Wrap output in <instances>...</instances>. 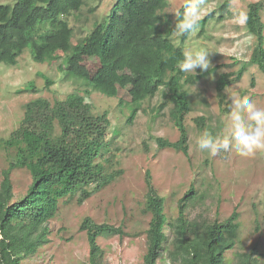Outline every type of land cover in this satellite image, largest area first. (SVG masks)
<instances>
[{
	"label": "trees",
	"instance_id": "obj_1",
	"mask_svg": "<svg viewBox=\"0 0 264 264\" xmlns=\"http://www.w3.org/2000/svg\"><path fill=\"white\" fill-rule=\"evenodd\" d=\"M86 4L87 0L0 3V63L16 65L29 47L37 62L61 59L65 78L83 81L106 96L120 97V106L128 104L126 94L134 104L126 124L135 122L144 101L166 88L180 136L176 141L158 137V145L189 155L186 117L194 109L185 86L207 73L188 75L178 67L186 50L176 44L173 35L185 4L174 19L168 12V0H117L90 33L73 44L75 26L70 18L81 21ZM247 8L246 26L256 38L251 60L264 72V1L251 2ZM189 34L183 33L182 41ZM243 70L235 77L224 73L217 81V97L224 110L230 111L226 88L239 80ZM47 83L52 81L47 79ZM88 94L73 92L64 99L39 97L28 102L19 126L8 138L0 139L9 161L0 183V264H27L50 241L49 222L62 203L77 196L82 204L122 174V169L110 170L107 165L115 162L106 155L115 154L111 146L119 137L113 130L112 115L109 111L97 113ZM205 120L203 115L195 118L201 131L206 130ZM17 168L29 170L31 183L15 199L11 174ZM145 180V212L151 218L141 264H158L161 258L172 264H264V251L258 245L249 251L244 248L240 211L235 209L224 219L192 214L191 208L207 199L192 184L179 200L178 215L169 220L165 198L155 187L150 170ZM80 229L89 243V257L83 264H108L99 238L127 234L123 226L98 223L90 216Z\"/></svg>",
	"mask_w": 264,
	"mask_h": 264
},
{
	"label": "rangeland",
	"instance_id": "obj_2",
	"mask_svg": "<svg viewBox=\"0 0 264 264\" xmlns=\"http://www.w3.org/2000/svg\"><path fill=\"white\" fill-rule=\"evenodd\" d=\"M116 1L87 0L81 21L75 16L70 18L75 26L73 44L89 34ZM168 1V12L176 19L185 0ZM257 1L260 0H204L200 20H207L200 22L185 41H182L183 33L175 32L173 35L176 44L182 45L186 51L204 49L210 52L211 64L205 71L207 74L195 84L185 86L194 109L186 117L189 155L158 145V137L176 141L180 136L172 120L173 103L166 88L144 101L135 122L126 124L134 106L129 97L124 94L128 104L120 106V97L106 96L92 90L83 81L65 78L61 59L55 63L37 62L29 47L16 65L0 63V139L8 138L19 126L28 102L39 97L54 101L73 92L83 95L87 91V99L93 103L97 113H111L113 130L119 135L111 146L115 154L106 156L115 159L114 163H107L110 170L122 169V174L82 204H78L77 196L69 203H62L58 215L49 222L50 241L27 264H83L87 261L88 238L80 229L87 216L98 223L123 226L127 232L123 237L109 234L99 238L108 264H141L151 218L145 212L147 170L151 171L155 187L165 198L169 220L178 215L179 200L193 184L199 192L207 195V199L193 206L192 214L204 213L224 219L237 209L241 213L244 248L249 251L258 245L264 251V151H258L251 157L241 156L235 149L213 154L200 150L196 143L205 131L221 137L227 134L229 111L224 110L217 97V81L222 74L232 73L235 77L244 68L239 80L226 88L230 104L233 96H247L256 105L264 107V72L251 60L256 38L248 31L246 23L241 25L234 19L241 12L247 14L248 4ZM12 2L0 0V3ZM262 15L264 20V8ZM90 63L94 65L92 61ZM201 73L198 68L187 74ZM47 79L52 83L48 84ZM202 115L206 118L204 131L195 121ZM8 167L6 151L0 148V183L3 171ZM11 177L16 199L27 191L31 174L26 168H17ZM166 232L171 241L172 234L167 225ZM158 264L172 263L161 258Z\"/></svg>",
	"mask_w": 264,
	"mask_h": 264
},
{
	"label": "clouds",
	"instance_id": "obj_3",
	"mask_svg": "<svg viewBox=\"0 0 264 264\" xmlns=\"http://www.w3.org/2000/svg\"><path fill=\"white\" fill-rule=\"evenodd\" d=\"M204 0H185L183 12L175 24L174 31L190 33L199 27L202 5ZM241 25L247 21V14L241 12L234 17ZM208 51L204 49L187 50L178 67L183 73L196 71L203 72L209 69L211 64ZM229 124L224 136L212 135L205 131L197 138V146L200 150L213 154L229 152L235 149L244 157L254 156L258 151H264V107L256 105L247 96L231 97Z\"/></svg>",
	"mask_w": 264,
	"mask_h": 264
}]
</instances>
